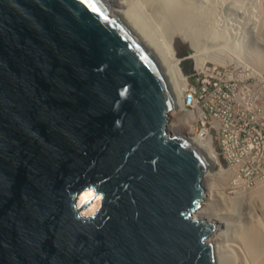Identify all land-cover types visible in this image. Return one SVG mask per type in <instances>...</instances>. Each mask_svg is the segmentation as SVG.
<instances>
[{"label":"water","instance_id":"obj_1","mask_svg":"<svg viewBox=\"0 0 264 264\" xmlns=\"http://www.w3.org/2000/svg\"><path fill=\"white\" fill-rule=\"evenodd\" d=\"M140 30L102 0H0V264H216L192 217L211 164L167 130Z\"/></svg>","mask_w":264,"mask_h":264},{"label":"bare ground","instance_id":"obj_2","mask_svg":"<svg viewBox=\"0 0 264 264\" xmlns=\"http://www.w3.org/2000/svg\"><path fill=\"white\" fill-rule=\"evenodd\" d=\"M111 1L114 4H111ZM102 2L108 4L109 8L113 11L123 12L133 24L134 22L137 24L142 33L148 30V20H150L153 21L162 32L168 35L167 40L161 43L146 40L141 33L140 43L155 63L168 87L173 105V108L170 112V116L173 119H170L169 116V120L171 122H168L167 125V130L170 131V133L172 132L170 129L176 126V117H178L181 112H184V115H187L181 103V93L184 90L186 80L180 69V63L182 59H180L177 55V44L189 43V46H191L194 51V53L189 58L193 60L194 66L198 70H203L205 68V62L207 60H211V62H214L215 65L218 64L221 66L234 63L231 67H240L243 70V74H245L244 69H247L248 65L253 66L257 71L264 73V55L261 54L260 56L257 45L248 47L245 44V42H247L246 40H248L249 37L253 35L254 43L256 42L257 44H262L264 46V21L256 19V21L249 27L247 24L242 23L244 32L234 37V41L231 40V52L228 50V53L221 56V52L219 51L220 53H217V50L216 53L213 51V53H210L208 56H204L206 52H202L201 50L205 48V45L203 46L201 41H198L196 38L190 37L186 34V25H194V23H197L195 25H197L200 30H204V28L206 29L207 27H210L211 23L205 9L203 8V10H201L195 7L191 0H177L175 2H172L171 0H102ZM158 12H160L162 16H159L157 14ZM235 31L237 32V30ZM248 33L250 35H248ZM222 37L225 39V36ZM219 41L221 43L225 42L223 40ZM241 45H243L244 48ZM248 62H250V64ZM171 134L173 136H183L211 164L210 168H208L202 178L201 185L205 196L204 201L201 203L199 209L192 214V217L214 222L215 218L210 212L212 210H208V208H206L207 205H204L205 207L203 206V204L209 200L211 196V187L215 188V186L211 183H207V185L205 184L208 182V179L210 180L211 177V180H213V178L223 180L221 181L222 183L219 184L218 191L220 192H223V186H233V188L237 189L244 187L245 184L240 178H238L233 168H227L219 172L212 171V165H217V155H215L214 151L212 150L210 142L208 141V137L202 139V137L198 134H195V136L192 135L191 118L188 117L186 126H184L182 129H178L177 127V129L173 130ZM240 189L242 190L237 192L233 197L237 198V201L242 198L245 199L250 205L256 198L264 200V184H255V186L253 185L252 188L246 190H243L245 188ZM92 195L93 193L90 189L83 191L78 196L76 205L81 206L83 203L88 201ZM98 202L99 196H96L89 203V208L85 212L81 213L83 215H92L99 207ZM216 214L219 215L218 213ZM215 225V231L210 235L208 240L213 245L215 262L216 264H219L217 257L219 258L218 254L220 253L221 248H219V244L217 242L220 239L219 236L221 235V232L219 229V224ZM243 229H245L244 234L241 236L244 240L243 243L248 245L252 251L258 255V253L264 250V233L261 230L260 223L255 220L254 224L248 225L247 227L245 226ZM252 233L253 236H251Z\"/></svg>","mask_w":264,"mask_h":264},{"label":"rangeland","instance_id":"obj_3","mask_svg":"<svg viewBox=\"0 0 264 264\" xmlns=\"http://www.w3.org/2000/svg\"><path fill=\"white\" fill-rule=\"evenodd\" d=\"M171 1L175 2L177 0H171ZM191 1L195 7L201 10H203V8L205 9L207 15L209 16L210 19L209 21L211 23L210 24L211 26L207 27L206 29L204 28V30H200L198 26L195 25L197 23H194V25L193 24L186 25V34L190 37L196 38L198 41H201L203 43V46L205 45L204 46L205 48L201 50L202 52H206L204 56H208L210 53H213V51L216 53L217 50H218L217 53L221 52L220 53L221 56H223V54L228 53V50H230L229 52H231V48H230V44L232 43L231 40H233L234 37H236L237 35L244 32V28H242V23L247 24V26L249 27L256 21V19L264 21V0H191ZM111 4L114 3L111 1ZM157 14L159 16H162L160 12H158ZM134 24L137 26L135 22ZM147 29L148 30L144 31L143 33L140 30L142 36L146 40L156 41L161 43L167 40L168 35L162 32L158 28V26L154 24L153 21L148 20ZM232 29L233 31L237 30V32L236 31L233 32ZM248 35L250 34L248 33ZM222 36H225V39ZM219 40H223L225 42L221 43ZM246 41H247L245 42L246 46L250 47L257 45L259 48L258 52L260 56L261 54L264 55V46L262 44H257L256 42L254 43L253 35H251L249 39ZM263 42H264V37H263ZM241 46L244 48L243 45ZM176 52L178 57L182 59L180 63V69L183 75L187 76L194 65L193 60L189 58L194 53V51L191 48V46H189V43L187 44L179 43L176 46ZM206 62L214 63L211 62V60H207ZM248 63L250 64V62ZM170 119L173 118L170 116ZM176 119H177V121L175 122L176 126L170 129L172 132L173 130L177 129V127L178 129H182L184 126H186V123L188 122V117L186 116V114L184 115V112H181L180 115L176 117ZM169 122L171 121L169 120ZM195 128H196L195 132L197 133L199 127H195ZM210 142H212V139ZM211 147L215 155H218L217 165H212L211 167L212 171L219 172L221 170L227 169L224 161L219 156L218 152L220 151H218V148H216V143L215 144L211 143ZM211 179L212 178L210 177V180L208 179V182H206L205 184L207 185V183L208 184L211 183L215 186V188L211 187V193H210L211 196L209 200H207L203 204V206L207 205L210 207L209 208L206 206L208 210L213 211L210 212L213 214V217L215 218L214 223L219 224V229L221 232V235L219 236L220 239L217 242L219 244L218 245L219 248H221L220 253L218 254L219 258L217 257L219 264H264V250L258 253V255L255 254L248 245L243 243L244 240L242 239L243 237H241L245 231L243 227L245 226L247 227L248 225L254 224L255 220L260 223L261 230L264 233V200L256 198L253 200V202L250 205L246 202L245 199L242 198L237 201V198H233V197L237 192H239L242 189L240 188L236 189L233 188V186H229V187L223 186L224 187L223 192H220L218 191V188H219V184H221L222 183L221 181L223 180L215 179V178H213V180ZM260 184H264V183H260ZM253 185L254 184L252 185L249 184V186L243 190L250 189L253 187ZM87 206L85 208H82L81 212H85L90 205L88 207ZM216 213H218L219 215H217ZM251 236H253V233Z\"/></svg>","mask_w":264,"mask_h":264},{"label":"built area","instance_id":"obj_4","mask_svg":"<svg viewBox=\"0 0 264 264\" xmlns=\"http://www.w3.org/2000/svg\"><path fill=\"white\" fill-rule=\"evenodd\" d=\"M205 66L189 75L184 103L197 134L216 140L220 158L245 184L264 183V73ZM218 156V155H217Z\"/></svg>","mask_w":264,"mask_h":264},{"label":"clouds","instance_id":"obj_5","mask_svg":"<svg viewBox=\"0 0 264 264\" xmlns=\"http://www.w3.org/2000/svg\"><path fill=\"white\" fill-rule=\"evenodd\" d=\"M209 65H213V66H217V67H231L232 66V64H230V65H226V66H219V65H215L214 63H209V62H206L205 63V66H209ZM248 69H251L253 72H255V73H258V74H263L262 72H259V71H257L254 67H252L251 65H248ZM195 70H198L194 65H193V67H192V69H191V71L189 72V74L187 75V76H185V80H186V83H185V86H184V90L182 91V93H181V103H182V106H183V109L185 110V112L187 113V117H189V118H191V121H192V135L193 136H195V134H197L196 132H195V130H196V126H197V114H196V112H194V111H191L190 109H189V107H187L186 105H185V103H184V96H185V89H186V87H187V85H188V83H189V75L190 74H192V73H194V71ZM205 138H207V137H204V139ZM209 138V142L211 141V139H212V142H210V146H211V143H213V144H215L216 143V148H218V145H217V142H216V140H214L212 137L210 138V137H208ZM203 139V138H202ZM218 151H219V149H218ZM219 153V155H221L220 154V152H218Z\"/></svg>","mask_w":264,"mask_h":264}]
</instances>
